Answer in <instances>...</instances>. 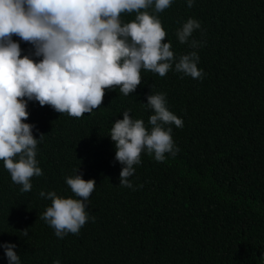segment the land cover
<instances>
[{
    "label": "trees",
    "instance_id": "1",
    "mask_svg": "<svg viewBox=\"0 0 264 264\" xmlns=\"http://www.w3.org/2000/svg\"><path fill=\"white\" fill-rule=\"evenodd\" d=\"M147 11L160 19L177 62L197 52L203 77L177 73L174 64L163 77L142 69L133 93L106 89L101 106L81 118L29 101L22 122L34 126L35 139L44 135L36 149L43 174L21 192L0 161V264H8L5 244L16 245L20 264H264V0H194L192 7L172 0L162 12ZM189 18L201 25L189 38L200 42L196 49L176 36ZM12 39L21 58L42 59ZM156 93L183 120L182 128L170 125L179 152L163 162L142 153L133 188L119 186L124 166L111 128L130 110L150 131L147 97ZM78 169L96 182L90 218L60 239L40 219L51 201L39 193L79 199L65 180Z\"/></svg>",
    "mask_w": 264,
    "mask_h": 264
},
{
    "label": "clouds",
    "instance_id": "2",
    "mask_svg": "<svg viewBox=\"0 0 264 264\" xmlns=\"http://www.w3.org/2000/svg\"><path fill=\"white\" fill-rule=\"evenodd\" d=\"M194 0H187L188 7ZM172 0H0V161L21 192L32 189L31 178L41 176L33 137V125L28 119L27 103L37 101L56 112L81 118L101 106L105 90L119 88L124 96L141 84V70L163 77L175 65V71L193 79L204 73L198 69L196 51L179 57L171 50L160 19L147 9L154 5L159 13L170 7ZM123 13H136L135 19L124 23ZM200 22L189 18L176 32L181 44L192 49L200 42L190 40ZM20 40L31 44L39 62L28 55L21 58ZM27 98V99H25ZM146 107L151 130L143 120L132 119L130 110L123 113L110 131L115 144V159L122 167L119 186L133 188L129 178L134 165L141 163L146 152L163 162L165 154L175 156L172 128L183 127V120L167 107L164 93L147 97ZM65 178L76 198H62L54 191L39 195L51 201L40 219L63 239L69 233L78 234L89 220L86 202L96 187L95 180L85 181L80 174ZM91 219L94 220V217ZM28 235V230L22 232ZM8 264H20L16 245H2ZM53 264H60L59 260Z\"/></svg>",
    "mask_w": 264,
    "mask_h": 264
}]
</instances>
